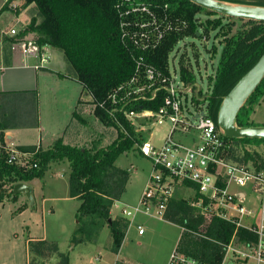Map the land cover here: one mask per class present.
I'll return each mask as SVG.
<instances>
[{
    "label": "trees",
    "instance_id": "16d2710c",
    "mask_svg": "<svg viewBox=\"0 0 264 264\" xmlns=\"http://www.w3.org/2000/svg\"><path fill=\"white\" fill-rule=\"evenodd\" d=\"M218 1L264 7V0ZM31 4H35L37 17L42 21L30 25L23 36L34 32L38 34L35 43L39 47L49 45L63 52L83 86V95L92 97L95 116L116 128L119 136L107 148L70 147L61 142L46 151L37 150L34 146L20 147V152L31 155L34 162L31 167H24L19 160L10 163L11 151L9 153L3 149L0 154V201L18 196L13 192L16 184L43 178L50 163L67 160L71 167L70 197L81 201L77 215L79 225L73 242L96 244L107 224L112 237L110 251L118 255L130 221L123 218L110 222L111 210L124 194L130 175L117 167L116 162L121 155L131 151L133 145L139 143L142 146L147 141L142 139V133L136 130L125 114L158 112L164 106L166 97L164 89L158 91L154 99L151 97L153 90H147L143 95L132 93L139 85L131 84V80L138 76L144 82L145 76L142 69L137 70V61L142 58L145 63L168 75L170 54L180 41L189 37L202 38L210 30L221 29L223 50L215 73L210 77L208 95L202 104L197 96L192 99L195 108L206 106L208 115L218 125L224 98L264 54V23L247 21L245 23L251 29L228 37L233 26L225 21L233 18L209 11L188 0H25L26 6ZM144 7L147 12H142ZM134 8L139 11L133 13ZM150 17H155L158 28L148 26L142 30L134 26L136 23H149ZM123 22H130L132 26L124 28ZM149 32L152 34L150 41L141 37V33L149 35ZM159 33H162L161 39L158 38ZM124 34H137V37L132 39L129 35L124 37ZM180 75L186 86L193 90L196 88L194 73L185 58L181 60ZM263 89L264 80L240 111L237 118L240 127L254 126L247 123L242 115L248 105L254 104V108L260 102L264 97ZM129 94L130 97H127ZM201 95L202 91H199L198 96ZM224 138L229 147L238 142L264 144V139ZM235 158L232 160L250 164L258 170L264 169V160L253 157L249 152L244 151L240 160ZM9 182L13 183L10 191L6 189ZM25 209L20 208V212ZM164 220L184 229L179 245L181 252L211 264L221 262L225 245L236 233L234 224L220 218L212 220L202 233L204 218L192 206L191 200L177 199L175 196L168 203ZM236 235L241 241L256 240V236L245 229H239ZM28 252L31 264H36L37 260L49 261L53 256L58 259L55 264H71L69 255L62 253L56 242L31 240Z\"/></svg>",
    "mask_w": 264,
    "mask_h": 264
},
{
    "label": "rangeland",
    "instance_id": "374dc122",
    "mask_svg": "<svg viewBox=\"0 0 264 264\" xmlns=\"http://www.w3.org/2000/svg\"><path fill=\"white\" fill-rule=\"evenodd\" d=\"M35 12L37 13L34 8L27 10L28 21L30 23L27 24L26 30L34 22L39 24L42 21L41 18L36 16ZM149 13L151 15V11ZM200 21L202 20L200 19ZM225 22L233 26L228 37H232L238 31L251 29V26L245 23L247 22L246 20L233 19ZM222 32L221 29L210 30L209 32H204L205 34H203L202 38H185L179 42L170 54V69L172 73L177 72L176 81L180 87L184 88L180 78V65L183 58H185L186 63H189L190 69L194 73L196 88L188 92V104L186 103V99H184V103L191 112H195L196 109L192 103L193 97L197 96L200 104H202L210 90V77L215 73L223 50L221 43L224 38L220 37ZM34 34L35 36H29L28 39L32 41L38 40V34ZM57 50L62 53L66 63L63 73L67 77L74 76L75 69L72 64L66 59L61 50ZM141 90H144V88ZM199 91H202L201 96H198ZM84 97L90 96L84 95ZM253 106L254 104L248 105L244 109L242 118L249 124L263 127L264 97L254 108ZM92 109L95 110V107H92ZM132 119L136 130L142 133V139L144 141L147 139L148 143L153 147L161 149L170 133L172 124L167 120L160 125L157 120L154 121V119L140 116V114L137 117H132ZM104 124L106 126L105 138L110 141L114 138L117 140L119 131L106 123ZM198 136L197 131H193L190 134L177 132L173 139L191 146L192 144L199 143ZM109 143V141L106 143V147L110 146ZM83 148L92 149L93 147ZM140 149L141 145L139 143L133 145L130 150L136 154H132L129 157L122 155L118 159V162H116V165L121 167H130L131 164H134L131 167L133 171L132 179L124 194V200L132 206L139 205L145 185L148 183L147 181L152 173L151 162L148 158L142 156ZM6 151L9 152L8 150ZM244 151L249 152L253 157H259L260 160H264V144H245L240 142L235 143L231 147L229 158L236 157L235 159L240 160L243 157ZM18 158L19 163L25 165L24 167H31L34 163L31 155L24 156L18 153ZM248 166L252 168V165L248 164ZM70 170V162L67 160L51 163L44 177L31 183V187L34 189V202L28 201V209L22 214L18 212L22 196H18L15 201H0V264H31L28 242L29 240L43 238L52 242H59L64 245L66 250H72L73 264H117L118 262L123 263V261L128 264H168L171 254L176 249H179L183 231L179 226L168 223L154 215L145 216L144 214H138L136 216L137 223L132 222L127 233L126 240L129 242V245L123 247L119 256L110 251L112 237L109 225L107 224L102 231L98 244L85 248L74 242L70 243V238L73 239L79 225L77 215L80 206L78 199L76 200L69 196L68 183ZM12 184V182H9L6 189L10 191ZM233 190L248 192V188L236 186L233 187ZM192 196V191L180 186L175 193V198L177 199L191 200ZM46 198L48 200L44 202ZM112 212L111 221L113 219H123L124 215L121 207H117L116 205ZM134 220L135 218L132 221ZM138 223L142 225L145 234L141 235L139 233L137 229ZM243 223L246 224L247 221L245 220ZM54 260L58 261L56 256H53L49 261L37 260L36 264H53Z\"/></svg>",
    "mask_w": 264,
    "mask_h": 264
},
{
    "label": "built area",
    "instance_id": "2783aa9c",
    "mask_svg": "<svg viewBox=\"0 0 264 264\" xmlns=\"http://www.w3.org/2000/svg\"><path fill=\"white\" fill-rule=\"evenodd\" d=\"M7 3L13 6L11 0H7ZM141 10L147 12L145 7ZM137 11L138 8L132 10L133 13ZM130 26V22L122 23L124 28ZM134 26L143 30L148 26L158 28L159 24L155 17H150L149 23H136ZM17 34L15 29L11 30V35ZM127 35L131 36L124 34V37ZM131 37L136 39L137 34ZM141 37L150 41L152 34L141 33ZM158 38H162V33H159ZM19 45L25 55L39 57L42 64L49 61V57L41 53V47L35 41L22 40ZM137 67L138 71L142 69L145 73L144 82H141V77L135 76L131 84L136 83L139 87L132 93L135 95L153 90L151 97L154 99L157 92L164 89L166 97L164 106L158 112H130L125 114L126 118L133 123L132 117L140 114L157 120L160 125L168 120L172 128L161 149L153 147L148 141L141 146L142 155L151 162L152 173L139 205L122 207L125 219L130 221L138 214L164 219L168 203L180 186L193 192L192 206L204 218L202 233L207 230L212 220L220 218L234 224L236 233L239 229H245L256 236L255 241H241L235 233L230 243L225 245L224 256L218 264H264V169L251 168L245 163L229 158L231 147L225 140L223 131L208 115L206 106L202 105L196 108L195 112H191L184 103L186 99L188 104V92L193 89L186 86L182 79L184 88L177 84L176 71L172 73L170 69L169 74L165 75L156 67L145 63L142 58L137 61ZM143 88L144 90H141ZM115 97L116 95L113 98ZM193 131L199 134L198 144L189 146L173 139L177 132L190 134ZM18 153L30 155L12 150L10 163L18 162ZM234 186L248 188V192L233 190ZM245 220L246 224L243 223ZM137 229L140 234L144 233L140 224ZM168 264L211 263L200 261L176 249Z\"/></svg>",
    "mask_w": 264,
    "mask_h": 264
},
{
    "label": "crops",
    "instance_id": "0c3cea01",
    "mask_svg": "<svg viewBox=\"0 0 264 264\" xmlns=\"http://www.w3.org/2000/svg\"><path fill=\"white\" fill-rule=\"evenodd\" d=\"M11 2L13 6H10L7 0H0V154L3 149L20 152V147L28 146L46 151L54 147L57 142L70 147L107 148L106 143L109 141L111 145L116 138L111 141L105 138L106 126L95 116V110L92 109L95 107L92 104L93 99L91 96L84 97L83 86L76 75L67 77L63 73L66 63L62 53L49 45L41 47V53L49 57V61L42 64L39 57L27 56L22 52L20 42L32 41L28 37L35 36L32 32L23 36L27 24L30 23L27 10L31 8L35 10V4L26 6L25 0H11ZM12 29L17 31L16 36L11 35ZM132 154L136 153L129 151L123 156L129 157ZM133 166L134 164L130 167L117 165L120 169L128 171L130 175L124 194L132 179L131 167ZM36 180L24 183L31 186V183ZM147 185L148 183L145 188ZM124 194L119 201H116L113 208L116 205L121 208L124 205L132 206L124 200ZM18 196H22L19 204L21 206L18 208V212L22 214L28 209L27 202L30 200L25 194ZM17 197L5 198L3 201H15ZM44 200L46 202L48 199ZM22 207L26 209L20 212ZM132 220H130V227L132 222L137 223L136 217L134 221ZM101 236L96 244L99 243ZM126 238L117 256L121 254L124 246L129 245ZM69 242L72 243L73 239L70 238ZM57 244L62 253L69 255L70 262L73 264L72 250H66L59 242ZM79 245L90 248L94 244ZM56 262L57 260H54L53 264ZM117 264L128 263L123 261Z\"/></svg>",
    "mask_w": 264,
    "mask_h": 264
},
{
    "label": "water",
    "instance_id": "95a60500",
    "mask_svg": "<svg viewBox=\"0 0 264 264\" xmlns=\"http://www.w3.org/2000/svg\"><path fill=\"white\" fill-rule=\"evenodd\" d=\"M188 1L225 17L264 23V7L261 6L234 5L218 0ZM263 80L264 54L224 98L218 115V126L228 139H264V126L240 127L237 124L240 111ZM13 192L14 195L25 194L32 203L34 202L33 188L26 183L16 184Z\"/></svg>",
    "mask_w": 264,
    "mask_h": 264
}]
</instances>
